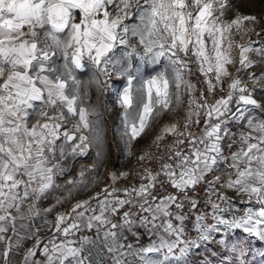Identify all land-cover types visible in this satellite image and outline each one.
Returning a JSON list of instances; mask_svg holds the SVG:
<instances>
[{"label":"snow or ice","instance_id":"snow-or-ice-1","mask_svg":"<svg viewBox=\"0 0 264 264\" xmlns=\"http://www.w3.org/2000/svg\"><path fill=\"white\" fill-rule=\"evenodd\" d=\"M229 7V0H0V264H191L201 249L208 256L196 264H264V249L254 247L264 243V119L250 114L264 115V101L238 74L214 103L203 92L193 97L188 79L195 66L209 93L224 91L227 66L236 63L233 29L243 38L254 30L245 22H257L249 15L225 19ZM253 44L236 45L239 70L255 66L250 53L264 58V44ZM89 69V84L114 90L129 145L179 109L185 95L189 120L157 136V148L165 133L184 139L159 158L158 169L138 173V187L116 188L113 173L101 192L57 212L105 159L103 122L85 104L79 78ZM250 75L264 88V73ZM202 112L197 136L189 128L199 127ZM93 150L91 168L66 181L68 196L43 207L65 189L59 180L66 162ZM140 228L150 242L125 243V233L138 239ZM233 233L243 238L233 240ZM26 241L34 243L25 248Z\"/></svg>","mask_w":264,"mask_h":264},{"label":"rangeland","instance_id":"rangeland-1","mask_svg":"<svg viewBox=\"0 0 264 264\" xmlns=\"http://www.w3.org/2000/svg\"><path fill=\"white\" fill-rule=\"evenodd\" d=\"M230 7L225 12V19L231 20L237 16L249 15L255 16L257 22L252 24L251 22H245V27H252L254 30L249 32L243 38L236 33V30L233 29V39L235 43L233 44L231 50V56L236 60V63L233 65H228V70L232 73L231 76L227 77L224 80V91H220L219 88L216 92L209 93L208 86L204 82L205 77L195 71V66H193L192 75L188 76V79L193 82L195 87L192 90L193 97H199L201 92H203L208 98L209 103H214L215 99L220 96H226L228 91V85L233 82L238 74L241 79L244 81V86L254 89V96L261 101H264V88H261L260 85H253L251 83L250 73H255L260 75L264 73V58L258 56L255 53H250L249 57L255 61V66L250 69L239 70V48L236 45H247L249 41L254 42V47H259L264 44V0H229ZM158 67V66H150ZM162 70V69H161ZM155 74V73H153ZM214 75V74H210ZM93 73L89 69L87 72L79 74V78L84 82L85 86V104L91 109L96 108L99 112V118L103 122V127L105 131V159L104 162L98 165L97 169L90 171L86 179L89 181L86 189H75L73 190L72 197L67 199V202L62 206V210L69 209L77 202L89 199L96 195L97 192H101L104 187H107L111 184V176L113 173L118 177L116 185H121L123 182V173L127 172L130 167L134 164L135 158L138 151L141 147L149 140L152 134L156 130H160L163 126L169 124L171 125H180L183 127L186 121L189 120V99L190 97L185 95L183 97V103L176 111L166 112L162 115L159 120L151 125V127L146 130L145 134L138 138L136 141H133L131 145L127 143V137L123 135V110L120 108L115 92L112 88H105L103 90H97L94 84H89V81L92 79ZM103 79V77H101ZM112 81H109L111 84ZM261 84H264V78L261 79ZM116 87L121 89L124 87L123 84L117 82ZM235 110V105L232 106ZM250 114L255 117L257 120L264 119V115L261 114L259 110H251ZM97 117L92 116L90 119H96ZM238 122L229 120L227 127L232 132H238L240 130L237 127ZM204 125V116L203 112L201 113V122L199 127L195 126V129L198 132H201V129ZM235 146L231 151H235ZM226 151H228L226 149ZM95 160L94 150L92 154L87 157H77L75 159L70 158L66 162V167L69 169L65 178L59 180V183L65 185L64 190H57L47 202L51 205L55 203V197H67V187H70L66 184L67 180L78 179V173L82 167L91 168ZM220 174V173H218ZM220 185H217V187ZM229 199L236 204L237 206L243 208L244 204L241 203V196L234 191L227 190ZM243 238L238 236L237 233L232 234V239ZM254 247L264 249V243L256 242ZM215 248V247H214ZM222 251V250H221ZM205 256H208L207 251H200L194 254L190 260L191 264H196L197 261L202 260ZM212 260H221L220 257H211ZM259 259V258H257ZM222 264H226V261H222ZM255 264V262H254Z\"/></svg>","mask_w":264,"mask_h":264},{"label":"built area","instance_id":"built-area-1","mask_svg":"<svg viewBox=\"0 0 264 264\" xmlns=\"http://www.w3.org/2000/svg\"><path fill=\"white\" fill-rule=\"evenodd\" d=\"M164 128L165 127H162L160 130H156L152 134V136L149 138V140L141 147V149L137 153L134 164L127 171V173L129 174L128 178L127 179L124 178L121 185L115 184L116 188H126V187H129L131 185H136L138 187L139 183L141 182V181H139L138 173H141L145 167L150 168V169H158L159 158L166 151L170 150V148L175 144L176 139H184V137H174L170 134L165 133L164 139L162 141H160L159 148H157L156 143H155L156 138H157V136L161 135ZM177 128H183V127L178 125ZM189 131L194 132V134L197 136L202 134V132H198V130L195 129L194 125L189 128ZM146 154H150L153 157V159L152 160L145 159L143 161L139 159V157L145 156ZM218 188H220V186H218ZM221 190L228 196L226 188L221 189ZM198 195L201 197L204 196L203 189L199 190ZM201 207H203V205H201ZM70 210H71V208L65 209V211H63V212H70ZM217 238L219 239V238H223V237H222V235L218 234ZM212 247H216V246L212 245ZM200 251H205V250H203V249L198 250V252H200Z\"/></svg>","mask_w":264,"mask_h":264},{"label":"crops","instance_id":"crops-1","mask_svg":"<svg viewBox=\"0 0 264 264\" xmlns=\"http://www.w3.org/2000/svg\"><path fill=\"white\" fill-rule=\"evenodd\" d=\"M42 206L43 207H50L51 204H49L47 202V200H45L42 202ZM56 211L57 212H63L65 210L64 209L62 210L61 207H58L56 209ZM54 215H55V213L50 214L49 218L50 219L53 218ZM36 223L38 225H41L44 228L48 227L47 225H43L39 218L37 219ZM134 231H136V229H134ZM138 231L140 233L138 239L133 237L132 233L126 232L125 235L128 237V239L125 241V243H131L134 247H139L141 244L147 245L150 242L148 234L145 232V230L143 228H140ZM9 235H10V233H9ZM51 235H52V232H42L41 233V236L44 239H46L48 236H51ZM152 239H155V237H152ZM33 243H34V241H26L25 242V248L31 247ZM22 252H23V250H21V258H22ZM37 257L39 258V253H37ZM128 259L131 260L132 257H128ZM18 264H19V259H18Z\"/></svg>","mask_w":264,"mask_h":264},{"label":"bare ground","instance_id":"bare-ground-1","mask_svg":"<svg viewBox=\"0 0 264 264\" xmlns=\"http://www.w3.org/2000/svg\"><path fill=\"white\" fill-rule=\"evenodd\" d=\"M166 126H169V124H167V125H165V126H163V127H166Z\"/></svg>","mask_w":264,"mask_h":264}]
</instances>
